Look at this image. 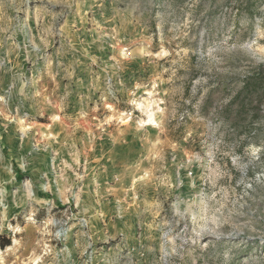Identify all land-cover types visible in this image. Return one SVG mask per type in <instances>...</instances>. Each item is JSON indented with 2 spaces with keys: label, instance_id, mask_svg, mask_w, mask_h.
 <instances>
[{
  "label": "rangeland",
  "instance_id": "374dc122",
  "mask_svg": "<svg viewBox=\"0 0 264 264\" xmlns=\"http://www.w3.org/2000/svg\"><path fill=\"white\" fill-rule=\"evenodd\" d=\"M242 1L0 0V264H264Z\"/></svg>",
  "mask_w": 264,
  "mask_h": 264
},
{
  "label": "trees",
  "instance_id": "16d2710c",
  "mask_svg": "<svg viewBox=\"0 0 264 264\" xmlns=\"http://www.w3.org/2000/svg\"><path fill=\"white\" fill-rule=\"evenodd\" d=\"M263 2L264 0H244L242 1L243 4H239L238 6L244 10L243 13L252 18L254 13L258 11L260 4ZM240 83V88L235 94H233V96H231L222 111V114H224L225 117H230L226 119V122H239L244 111H246L251 104H261L264 101V68H256L252 70L241 80ZM234 114L240 119L234 117V120H232L231 116ZM252 141L254 140L246 141V143ZM11 244L12 241L9 239L5 243L1 242V247L6 248ZM235 262L238 261L236 258H233L231 263Z\"/></svg>",
  "mask_w": 264,
  "mask_h": 264
},
{
  "label": "bare ground",
  "instance_id": "6f19581e",
  "mask_svg": "<svg viewBox=\"0 0 264 264\" xmlns=\"http://www.w3.org/2000/svg\"><path fill=\"white\" fill-rule=\"evenodd\" d=\"M150 120H152V118Z\"/></svg>",
  "mask_w": 264,
  "mask_h": 264
}]
</instances>
